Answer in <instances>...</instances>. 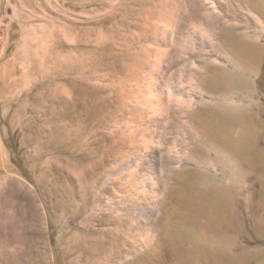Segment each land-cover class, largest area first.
I'll use <instances>...</instances> for the list:
<instances>
[{"label":"rangeland","instance_id":"1","mask_svg":"<svg viewBox=\"0 0 264 264\" xmlns=\"http://www.w3.org/2000/svg\"><path fill=\"white\" fill-rule=\"evenodd\" d=\"M256 1L0 0V264H264Z\"/></svg>","mask_w":264,"mask_h":264},{"label":"bare ground","instance_id":"2","mask_svg":"<svg viewBox=\"0 0 264 264\" xmlns=\"http://www.w3.org/2000/svg\"><path fill=\"white\" fill-rule=\"evenodd\" d=\"M246 2H248V0H246ZM253 2H254V0H253ZM256 2H259L258 0L256 1ZM255 2V3H256ZM209 3V2H208ZM211 4V3H210ZM250 4H251V1H250ZM261 6H255V7H253L252 9H254L256 12H260V14L261 15H263L264 16V0H260V3H259ZM212 5V4H211ZM255 5V4H254ZM256 5H258V4H256ZM215 6V5H214ZM253 6V5H252ZM216 8V7H215ZM213 10H214V8H213ZM215 11V10H214ZM206 36V35H205ZM226 37V36H225ZM229 38V37H228ZM228 38H226V40H228ZM233 39V38H232ZM231 40V39H230ZM230 40H229V42H230ZM232 42V41H231ZM230 42V43H231ZM215 44V43H214ZM219 44V43H218ZM223 46V45H222ZM221 46V47H222ZM225 46V45H224ZM221 47L220 46H218V50L216 49V51H219V49L221 50ZM214 48H215V46H214ZM217 48V47H216ZM225 48V47H224ZM201 49V48H200ZM225 49H223V51H224ZM226 50H227V48H226ZM226 50H225V52H226ZM223 51L221 50L220 52H222L223 53ZM224 52V54H226L227 55V53H225ZM220 54V53H219ZM224 56V55H223ZM228 59H227V61H229V59L231 60V58H229V57H227ZM214 60H217V59H214ZM235 61V60H234ZM233 64V62L231 61L230 62V64ZM246 65V64H245ZM232 68H233V70H234V67L236 68L237 66H231ZM215 68L216 69H214L215 71H214V73H213V75L211 76V80L213 81V82H215V84L217 85V88L219 87L220 88V92H219V94H218V91H217V93L215 94V95H220L221 93H232L233 94V92L238 88V87H240L239 86V84H238V80H239V78L236 76V73L235 72H232L231 74H227V72H228V70H226L225 69V72H223L222 70H220V67H218L217 68V66H215ZM223 69V68H222ZM237 69V68H236ZM227 71V72H226ZM229 72H230V70H229ZM149 78V77H148ZM147 78V79H148ZM162 81V80H161ZM239 89V88H238ZM217 90V89H216ZM238 92V91H237ZM235 94V93H234ZM214 95V97H216ZM217 98V97H216ZM141 103L142 104H144V105H147V106H150L151 104H152V102L151 101H141ZM154 104V103H153ZM237 112V111H236ZM236 112L235 113H233L232 111L231 112H222V113H220L219 114V119L223 122V124L225 125V127L224 128H226V130L228 131L227 132V136L225 137V141L228 143H226L228 146H230V148H231V151L232 152H235L236 154H238V151H239V148H240V144L241 143H243L244 141H246V140H243L242 141V139L241 138H239L237 135H236V133L234 134L235 136H233L232 134L234 133V131H233V133H232V130H237V128L239 129V131H238V133H240V135L241 134H245L246 132H247V128H248V126L247 125H245V123H243L242 124V126H241V121H242V119L240 120V116L238 115V113L236 114ZM218 113V112H217ZM206 114V111L205 110H200V111H198V113L197 114H194L193 115V118H192V126H191V128L192 129H197V127H196V125L198 126V125H201L202 124V122H204V121H202V118L204 117V115ZM213 114H215V113H213ZM215 117H216V114H215ZM218 119V118H217ZM220 121V122H221ZM243 122V121H242ZM218 123V122H217ZM221 124V123H220ZM218 125H219V123H218ZM222 126V125H221ZM220 126V127H221ZM200 130H201V128H200ZM223 131V130H222ZM224 132V131H223ZM231 132V133H230ZM228 133H230V135L228 136ZM224 134H226V133H224ZM200 135V134H199ZM232 135V136H231ZM230 136H231V138H230ZM248 137V136H247ZM246 137V138H247ZM198 149V148H197ZM196 149V150H197ZM195 150V149H194ZM203 151H205L206 152V149L205 150H203ZM237 151V152H236ZM203 153V152H202ZM186 155V154H185ZM187 159V158H186ZM214 164V163H213ZM215 166V165H214ZM205 176V173H203V171L202 170H199V169H195V170H192L191 172H190V178H189V180H188V182H186V186L184 187V193L185 192H190V194H192L191 193V191H194V190H200V189H202V187L203 186H205L204 185V181H203V177ZM188 194V193H187ZM189 196V195H188Z\"/></svg>","mask_w":264,"mask_h":264}]
</instances>
